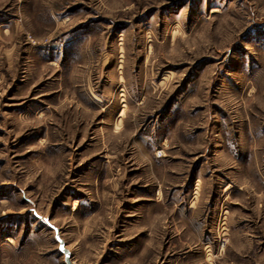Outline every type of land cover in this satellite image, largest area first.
<instances>
[{"label":"rangeland","instance_id":"rangeland-1","mask_svg":"<svg viewBox=\"0 0 264 264\" xmlns=\"http://www.w3.org/2000/svg\"><path fill=\"white\" fill-rule=\"evenodd\" d=\"M264 264V0H0V264Z\"/></svg>","mask_w":264,"mask_h":264},{"label":"water","instance_id":"water-1","mask_svg":"<svg viewBox=\"0 0 264 264\" xmlns=\"http://www.w3.org/2000/svg\"><path fill=\"white\" fill-rule=\"evenodd\" d=\"M48 227L54 232V237L58 243V250L63 255L65 264H72L70 261V252L66 249L64 241L60 238L59 229L47 222Z\"/></svg>","mask_w":264,"mask_h":264}]
</instances>
